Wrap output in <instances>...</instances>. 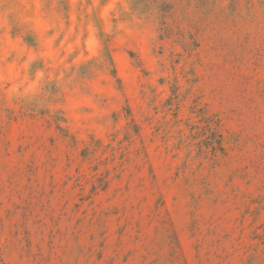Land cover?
<instances>
[{"label":"rangeland","instance_id":"rangeland-1","mask_svg":"<svg viewBox=\"0 0 264 264\" xmlns=\"http://www.w3.org/2000/svg\"><path fill=\"white\" fill-rule=\"evenodd\" d=\"M0 264H264V0H0Z\"/></svg>","mask_w":264,"mask_h":264},{"label":"clouds","instance_id":"clouds-1","mask_svg":"<svg viewBox=\"0 0 264 264\" xmlns=\"http://www.w3.org/2000/svg\"><path fill=\"white\" fill-rule=\"evenodd\" d=\"M9 11H11V9H9Z\"/></svg>","mask_w":264,"mask_h":264}]
</instances>
